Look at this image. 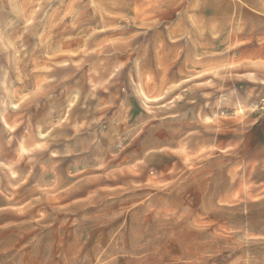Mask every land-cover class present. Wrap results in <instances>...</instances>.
Listing matches in <instances>:
<instances>
[{
    "label": "rangeland",
    "instance_id": "374dc122",
    "mask_svg": "<svg viewBox=\"0 0 264 264\" xmlns=\"http://www.w3.org/2000/svg\"><path fill=\"white\" fill-rule=\"evenodd\" d=\"M0 264H264V0H0Z\"/></svg>",
    "mask_w": 264,
    "mask_h": 264
}]
</instances>
